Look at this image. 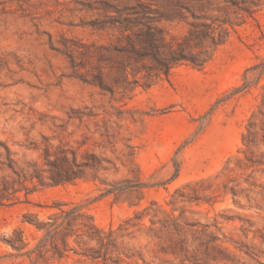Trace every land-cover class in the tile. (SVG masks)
Segmentation results:
<instances>
[{"label":"rangeland","instance_id":"374dc122","mask_svg":"<svg viewBox=\"0 0 264 264\" xmlns=\"http://www.w3.org/2000/svg\"><path fill=\"white\" fill-rule=\"evenodd\" d=\"M149 27L211 58L123 92L80 55ZM263 64L264 0H0V264H105L73 239L48 252L49 217L74 203L135 254L123 264H264ZM99 71L106 90L75 76ZM69 169L85 177L51 184Z\"/></svg>","mask_w":264,"mask_h":264},{"label":"trees","instance_id":"16d2710c","mask_svg":"<svg viewBox=\"0 0 264 264\" xmlns=\"http://www.w3.org/2000/svg\"><path fill=\"white\" fill-rule=\"evenodd\" d=\"M130 14L136 13L132 12ZM126 20L129 23H134L137 19L135 17H128ZM127 38L128 45L124 47H108L92 44L85 46V51L80 53L90 63L96 60L99 64H108L107 68L111 72L117 73L115 82L123 92L133 91L139 84L138 77L141 75L143 78L150 80L159 78L162 75L168 77L174 69L185 63L202 68L211 58H202L193 53L188 54L181 47L177 49L173 48V46L168 47L162 31L156 27H149L144 37L136 34L135 38L132 36H128ZM113 53L126 54L127 61L115 66L113 64L115 59ZM71 62L72 66L75 67L76 59L72 57ZM100 71L99 74L92 75V79H88L82 74H76L75 76L85 83H94L102 90H106L108 86ZM247 87L248 85L242 86L236 92L245 90ZM253 128L254 123L252 122L248 128V133L243 137L244 142L248 146L258 144L260 141L259 134L254 132ZM103 162L104 159L95 157L92 161H86L80 166L99 170L103 167ZM82 170L84 169H80L79 173H76L72 169L52 173L50 175L51 184L65 185L73 183L85 177V173ZM9 190L6 187L3 189L5 193H9ZM13 190L16 192V189ZM106 194H110V191H107ZM7 196L9 195H5L4 198H7ZM1 198L2 200L4 199L3 196ZM65 205L67 206L66 209L60 208L59 213H55L49 217L48 252H53L60 259L66 257L67 253L72 250L70 240L73 239L82 248V254L93 260H102L105 264H123L126 262L125 258L130 260L135 259V254H128L120 246L119 237L116 235L115 230L112 228L105 230L95 223L93 217L86 210V205L78 203ZM136 217L140 219V216L136 215ZM130 221L131 219L125 221V223L129 224ZM37 226L38 228H44V225L38 224ZM125 230H128V228Z\"/></svg>","mask_w":264,"mask_h":264},{"label":"bare ground","instance_id":"6f19581e","mask_svg":"<svg viewBox=\"0 0 264 264\" xmlns=\"http://www.w3.org/2000/svg\"><path fill=\"white\" fill-rule=\"evenodd\" d=\"M242 245V244H241ZM240 246V245H239ZM244 247V246H243Z\"/></svg>","mask_w":264,"mask_h":264}]
</instances>
